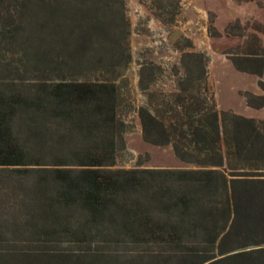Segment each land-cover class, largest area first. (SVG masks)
<instances>
[{
	"label": "trees",
	"instance_id": "trees-1",
	"mask_svg": "<svg viewBox=\"0 0 264 264\" xmlns=\"http://www.w3.org/2000/svg\"><path fill=\"white\" fill-rule=\"evenodd\" d=\"M153 1L172 24L179 0ZM127 11L0 0V168L17 169L21 189L18 221L0 219V264H264V118L218 108L210 55L190 38L175 44L174 91H151L159 65L140 63L136 111L143 140L192 167L113 168L130 129ZM208 31L222 35L213 18ZM224 33L243 38L226 56L264 90V23ZM243 94L264 107V93Z\"/></svg>",
	"mask_w": 264,
	"mask_h": 264
},
{
	"label": "rangeland",
	"instance_id": "rangeland-1",
	"mask_svg": "<svg viewBox=\"0 0 264 264\" xmlns=\"http://www.w3.org/2000/svg\"><path fill=\"white\" fill-rule=\"evenodd\" d=\"M125 1L130 20L132 61L124 72L125 80L121 82L120 113L130 124V129L125 134L126 148L118 152L113 168L192 167L181 162L170 145L145 142L136 111L137 106L146 101V94L138 87L140 63L153 61L159 65L151 91H174L178 77L174 70L180 56L175 44L183 37L190 38L194 48L205 50L210 55L208 84L218 108L264 118V107L257 109L248 106L243 94L245 90L264 93L258 76L236 70L226 56V51L234 49L243 38L224 33L226 26L237 19L249 25L253 21L264 23V0L261 3L258 0H179V12L170 25H164L154 15L152 11L157 7L153 0ZM211 18L221 36L209 35ZM249 30L252 31V28ZM260 36L264 43V34ZM18 174L17 169L0 168V219L8 226L14 220L18 221V192L21 190L18 188Z\"/></svg>",
	"mask_w": 264,
	"mask_h": 264
}]
</instances>
